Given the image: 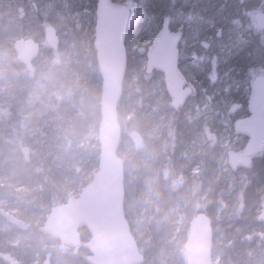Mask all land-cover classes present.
Instances as JSON below:
<instances>
[{"label":"trees","instance_id":"16d2710c","mask_svg":"<svg viewBox=\"0 0 264 264\" xmlns=\"http://www.w3.org/2000/svg\"><path fill=\"white\" fill-rule=\"evenodd\" d=\"M122 2L135 9L136 21L126 38L128 69L119 106L121 157L130 124L122 119L130 89L136 117L147 109H157L153 78H158L165 103L154 121L156 134L147 137L151 125L140 122V143L128 158L122 157L126 204L135 197L145 209L141 237L126 211L144 264H186L183 249L189 225L201 212L210 217L214 228L213 255L222 248L228 264H257L256 257H264V223L262 213H257L264 205V192L260 193L264 153L246 157V138L223 149L220 134L214 136L213 129L223 126H216L217 119L229 117V131L236 132L238 120L248 115L243 113L248 100L222 111L221 94L231 96L236 88L250 91L253 79L264 75L259 72L264 65V30L254 25V15L264 11V0H156L154 7H148V0ZM96 7L97 0H0V264H90L84 246L90 238L87 230H81L80 246L71 249L49 234L45 221L52 207L79 196L98 169V140L88 141L91 133L98 135L101 122L102 78L93 45ZM165 17L171 19L172 29L184 32L180 68L187 65L182 72L193 87L188 103L178 111L171 107L158 72L147 75L144 71L129 87L137 62L129 49L133 39L145 23L155 36ZM50 26L61 39L57 50L50 49L45 40ZM230 28L235 30L226 33ZM19 38H33L41 44L33 74L17 59L13 44ZM242 41L248 42L243 50ZM205 43L211 46L205 47ZM193 44L191 52L188 48ZM139 55L146 59V51ZM194 70L203 72L201 87L189 78ZM219 83V91L214 93ZM194 101L202 104L197 103L188 116L185 109ZM200 133L209 137L210 145L202 153L190 155V145ZM224 155L229 177L214 182L213 169ZM180 161L187 166L181 168ZM150 178H155L156 185L147 197L145 184ZM206 189H211L210 202L201 199ZM186 195L190 198L182 204L183 229L175 243L172 223L176 215L169 219L166 215ZM220 206L223 210L217 219ZM35 211L41 213L40 224ZM5 213L22 220L25 228L8 220ZM221 231L230 245H217ZM16 235L23 236L21 242L17 243Z\"/></svg>","mask_w":264,"mask_h":264},{"label":"water","instance_id":"95a60500","mask_svg":"<svg viewBox=\"0 0 264 264\" xmlns=\"http://www.w3.org/2000/svg\"><path fill=\"white\" fill-rule=\"evenodd\" d=\"M114 5L123 4L115 2ZM259 30H264V11L254 15ZM166 33L169 40H161ZM184 32L171 27V19L165 17L162 27L146 51L145 73L163 75L170 105L178 111L186 106L193 94V87L180 68V43ZM123 26L113 22L109 9L97 0L94 48L102 78L101 122L98 131L99 164L92 180L81 194L51 208L45 227L49 234L62 245L76 249L81 244V230L90 235L84 244L90 264H144L145 258L132 233L126 217V181L124 159L119 155L123 131L119 119V106L128 69V52ZM174 38V39H172ZM48 47L57 50L61 39L57 30L50 26L45 30ZM18 61L33 74L34 62L40 54L41 44L33 38H19L13 44ZM264 81V75L256 76L251 84L247 107L248 115L238 120L236 131L246 138L244 154L248 158L264 153V123L252 122L253 94ZM14 224L25 228L20 219ZM264 223V210L262 213ZM214 228L210 217L201 212L189 225L183 249L186 264H213Z\"/></svg>","mask_w":264,"mask_h":264},{"label":"rangeland","instance_id":"374dc122","mask_svg":"<svg viewBox=\"0 0 264 264\" xmlns=\"http://www.w3.org/2000/svg\"><path fill=\"white\" fill-rule=\"evenodd\" d=\"M115 2H122L124 0H114ZM155 1L156 0H148L147 5L148 7H154L155 5ZM226 19L223 20L224 23H226ZM254 25H256L255 21H254ZM230 27V26H228ZM177 29H181V28H177ZM235 30V28H230L228 30H226V33L230 34ZM142 32H138L137 37H135L129 47L130 49V53L133 54V57H135L137 59V62L135 64V69L130 77V83H129V87H132L138 80L139 77L141 76V74L145 71L146 68V59L144 57H141L139 55L140 52H144L146 51L147 47L151 44L154 36V32L150 30V26L148 24L145 23V27H143L141 29ZM95 32V29H94ZM95 35V33H94ZM247 41H242L241 42V50L247 48ZM196 44L191 45L188 49L192 52L195 49ZM187 65L185 64L181 70L184 72L186 70ZM262 69L259 70L260 73L264 74V65L261 66ZM160 73V72H158ZM202 71H192L189 74V78L192 81V83L197 87L203 84V79H202ZM161 77L163 78V75L160 73ZM224 77V76H223ZM225 81V79H224ZM152 93H155L156 99H157V109L154 112V110L152 109H147L141 113H139L138 117H136V112H137V108L133 106V91L132 89H130V93L127 96L126 100H127V110L123 116V120L124 122L130 121V124L128 125V135L127 137H125L123 139V154L122 157L124 159L128 158V156L134 151V149L138 146V144L140 143V139L142 138V136L140 135V133L137 131V128L140 124V122L144 121L147 124L151 125V129L149 130L147 137H152L156 134L157 128L156 125H154V121L156 120V117L158 118L159 116V112H160V106L162 104V106H165V103L162 102V89L159 87V83H158V78H153L152 79ZM222 82V81H220ZM219 85L220 83L213 88V92L217 93L219 91ZM200 91V90H199ZM233 95H229L228 92H225L222 95L223 98V102L219 105V108L222 111L227 110L228 108H230L231 106H235V105H239V104H243L246 100H248V97L250 95V91H248L247 89L244 90L243 92H240L239 88L234 89V91L232 92ZM197 103L202 104V101H194L193 103H189L188 107L185 109V114L186 115H191L192 113V108L196 107ZM248 113V107L246 105L245 110L243 111V113ZM209 117H205V120H207ZM222 122V123H221ZM216 126H220V124H223V126L218 129L215 127V129H213V134L214 136H217V134L219 135V143H220V147L223 149H226L228 146L230 145H237L239 144L244 137L239 135L237 132H230L229 131V127H230V119L229 117H225L223 120L221 119H217L215 122ZM91 140H98V135H96L95 133H91L90 136L88 137V141ZM209 141V137H206L205 133H200L198 135V137L191 143L190 145V155H194V154H198V153H202L203 150L208 147L210 145ZM222 158V157H221ZM219 158L217 160V165L214 167L213 169V173H212V180L214 182H225L226 178L225 177H229V170L227 168V157L226 155L223 156V160ZM146 163H148L147 160H145ZM181 168H185L187 166L186 162H182L180 161ZM197 169L192 170V173H195ZM157 175V174H156ZM225 175V176H224ZM224 176V178H223ZM157 177V176H156ZM72 181H70L69 184H71ZM153 185H156V181L155 178L153 179H149L147 181V183L145 184V194L148 197L149 195L152 194V187ZM33 191V190H31ZM210 192L211 189H206L202 191V195H201V199L202 200H206L210 202ZM264 192V188L260 189V193L263 194ZM33 193V192H32ZM190 196L186 195V197L184 199H177L175 201V203L171 206V208L169 209V214L166 215V218L169 219V217H171L172 215H176V219L173 221V225L175 226V232L174 235L172 237V241H174L175 243L179 242L180 237H179V233L180 231L183 229L182 225L184 224V213H183V206L182 204L187 203L189 200ZM33 200H36L35 197L32 198ZM264 204V201H263ZM127 208L125 206V211H127L130 215V219L131 221L137 225V231H138V236L141 237L142 234L144 233V223L146 221V214H145V209H144V205L138 203L137 199L135 197H131L128 201H127ZM223 210V206H220V208L217 211V219H218V215L222 212ZM264 210V205H262V208L258 209L257 213H263ZM35 216H36V222L38 224L42 223L41 222V213L38 211H35ZM7 228V227H6ZM23 239L22 235H16V240L17 243L21 242ZM216 241H217V245L218 246H228L231 243L230 242H226V240L224 239V232H220L217 234L216 237ZM255 263L257 264H264V257L260 256V257H256V259L254 260ZM213 264H228L226 257H225V251L224 249H220L219 254L214 255V259H213Z\"/></svg>","mask_w":264,"mask_h":264},{"label":"snow or ice","instance_id":"6c2138e0","mask_svg":"<svg viewBox=\"0 0 264 264\" xmlns=\"http://www.w3.org/2000/svg\"><path fill=\"white\" fill-rule=\"evenodd\" d=\"M100 2L105 5L113 17V22L117 25L123 26L124 36L127 37L129 31L132 28V25L135 24L136 15L135 9L123 4L114 5L112 0H100ZM138 7V6H136ZM174 39V38H172ZM161 40L168 42L169 38L166 33H161ZM205 47H210L211 45L205 43ZM218 60V58H216ZM216 67V63L213 62V68ZM254 105L252 107V116L250 120L252 122H261L264 123V81H261L258 89L253 94Z\"/></svg>","mask_w":264,"mask_h":264}]
</instances>
